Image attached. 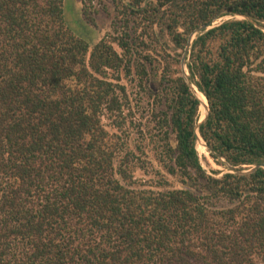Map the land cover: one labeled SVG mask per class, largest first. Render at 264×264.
<instances>
[{
  "label": "trees",
  "instance_id": "1",
  "mask_svg": "<svg viewBox=\"0 0 264 264\" xmlns=\"http://www.w3.org/2000/svg\"><path fill=\"white\" fill-rule=\"evenodd\" d=\"M64 1L0 0V264H264V169L237 173L264 164V0L122 1L119 34L94 46ZM204 25L186 61L210 109L200 136L226 170L211 173L180 69ZM131 76L157 130L138 131L163 143L150 185L120 129Z\"/></svg>",
  "mask_w": 264,
  "mask_h": 264
},
{
  "label": "rangeland",
  "instance_id": "2",
  "mask_svg": "<svg viewBox=\"0 0 264 264\" xmlns=\"http://www.w3.org/2000/svg\"><path fill=\"white\" fill-rule=\"evenodd\" d=\"M122 1L128 2V0H65L64 11L68 26L77 36L85 39L91 46L96 45L104 38L111 39L119 34L116 29L115 18L118 12L117 6L118 4L121 6ZM165 41L171 46L172 43L168 38ZM181 65L180 69L182 72ZM133 77H125L123 82L127 87L130 99H133L135 109L134 111L127 109L126 113L129 114L127 123L120 129L122 132H127V130L130 132L129 146L130 149L135 151L136 156L132 163L135 179L138 184L150 185L158 182L161 175L165 173L159 160L163 143L152 140L150 134L147 138L142 139L140 131H138V127L141 124L145 129H149L152 134H155L157 130L155 129V124L151 123L150 118L147 116L153 102L147 98L148 95L145 94L142 88L135 85ZM146 95L147 97H145ZM203 113L204 115L202 116ZM204 118L205 110L203 109L200 120ZM103 122L108 129H118L112 117L105 116ZM196 145L201 163L208 173H211L212 170L226 171L211 156L210 150L201 136L197 140ZM201 149H204L203 152H201ZM218 160L223 162L220 158ZM171 180L175 187L181 186L176 180Z\"/></svg>",
  "mask_w": 264,
  "mask_h": 264
},
{
  "label": "water",
  "instance_id": "3",
  "mask_svg": "<svg viewBox=\"0 0 264 264\" xmlns=\"http://www.w3.org/2000/svg\"><path fill=\"white\" fill-rule=\"evenodd\" d=\"M239 18H246V19H249V18H247V17H245V16H239ZM227 19H230L229 17H225V18H219V19H215V21H214V25H216V23H220L222 20H227ZM249 20H251V19H249ZM254 22V21H253ZM258 27H260V28H262L263 30H264V27H261L260 25H258L256 22H254ZM211 28V26H209V25H204V26H201L200 28H198V29H196L191 35H190V37H189V41H188V45H187V47H186V50H185V52H184V56H183V58H182V62H181V67H182V75H183V77L185 78V80H186V82H187V84L191 87V89H192V91L194 92V94L197 96V98L200 100V102H201V105H202V101H201V99H200V97L199 96H201V95H203L199 90H198V88L194 85V84H192V82L190 81V79H189V73H188V69H187V61H186V58H187V56H188V53H189V50H190V48H191V45H192V43H193V41L196 39V37L200 34V33H202V32H204V31H207V30H209ZM204 96V95H203ZM205 97V96H204ZM205 99H206V97H205ZM204 106V110H205V118L203 119V120H200L199 121V123H198V125L196 126V133H197V140L200 138V133H199V129H200V126L203 124V123H205L206 122V120L208 119V116H209V112H210V109H209V104H208V101H207V99H206V103H205V105H203ZM207 146V145H206ZM208 147V146H207ZM208 149H209V147H208ZM210 150V149H209ZM220 159L223 161V162H225V160L222 158V157H220ZM226 163V162H225ZM228 167H229V165H228ZM259 168H263L264 169V164H262V165H258V166H255V167H253V168H251V169H248V170H242V171H237V173H239V174H248V173H252V172H254L256 169H259ZM229 169L232 171V172H234L235 170H232V168L231 167H229Z\"/></svg>",
  "mask_w": 264,
  "mask_h": 264
},
{
  "label": "bare ground",
  "instance_id": "4",
  "mask_svg": "<svg viewBox=\"0 0 264 264\" xmlns=\"http://www.w3.org/2000/svg\"><path fill=\"white\" fill-rule=\"evenodd\" d=\"M200 97V99H201V101H202V105H201V108H200V113H202V111H203V109H204V106L203 105H205V103H206V99H205V97L203 96V95H201V96H199ZM204 115V113L202 114V116ZM203 150L204 149H201V152H203Z\"/></svg>",
  "mask_w": 264,
  "mask_h": 264
}]
</instances>
